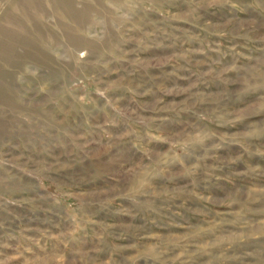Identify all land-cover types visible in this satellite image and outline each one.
I'll list each match as a JSON object with an SVG mask.
<instances>
[{"label": "rangeland", "instance_id": "rangeland-1", "mask_svg": "<svg viewBox=\"0 0 264 264\" xmlns=\"http://www.w3.org/2000/svg\"><path fill=\"white\" fill-rule=\"evenodd\" d=\"M0 264H264V0H0Z\"/></svg>", "mask_w": 264, "mask_h": 264}]
</instances>
